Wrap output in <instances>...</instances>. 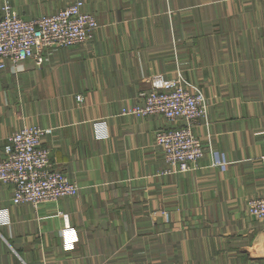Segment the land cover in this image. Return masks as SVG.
<instances>
[{"label":"crops","instance_id":"0c3cea01","mask_svg":"<svg viewBox=\"0 0 264 264\" xmlns=\"http://www.w3.org/2000/svg\"><path fill=\"white\" fill-rule=\"evenodd\" d=\"M6 1L27 19L74 0ZM86 44L0 68V156L27 126L52 128L50 161L79 192L13 202L0 184V264H264V0H84ZM155 73L183 74L210 105L205 156L165 173L161 114L125 115ZM78 95L83 100L78 99Z\"/></svg>","mask_w":264,"mask_h":264},{"label":"built area","instance_id":"2783aa9c","mask_svg":"<svg viewBox=\"0 0 264 264\" xmlns=\"http://www.w3.org/2000/svg\"><path fill=\"white\" fill-rule=\"evenodd\" d=\"M85 4L84 0H74L54 13L27 19L6 1L0 13V68L9 62L15 67L27 58L41 64L46 49L86 44L100 23ZM149 82L151 87L141 93V100L122 107L121 113L143 117L161 114L175 122L155 134L166 162L164 172L194 170L206 153L194 128L207 118L208 98L199 85L181 73L176 77L155 73ZM78 99L83 97L78 95ZM52 130L27 125L8 135L0 156V184L12 186L14 203L37 206L79 192L77 181L51 164V149L43 145V139ZM247 207L251 215L264 220V195L249 198Z\"/></svg>","mask_w":264,"mask_h":264},{"label":"rangeland","instance_id":"374dc122","mask_svg":"<svg viewBox=\"0 0 264 264\" xmlns=\"http://www.w3.org/2000/svg\"><path fill=\"white\" fill-rule=\"evenodd\" d=\"M5 4V3H4Z\"/></svg>","mask_w":264,"mask_h":264}]
</instances>
